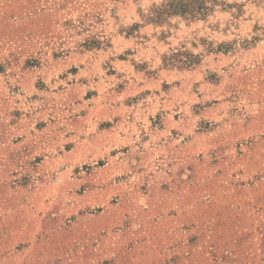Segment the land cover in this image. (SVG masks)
<instances>
[{
  "label": "rangeland",
  "instance_id": "obj_1",
  "mask_svg": "<svg viewBox=\"0 0 264 264\" xmlns=\"http://www.w3.org/2000/svg\"><path fill=\"white\" fill-rule=\"evenodd\" d=\"M171 1L0 0V264H264V0Z\"/></svg>",
  "mask_w": 264,
  "mask_h": 264
},
{
  "label": "trees",
  "instance_id": "obj_2",
  "mask_svg": "<svg viewBox=\"0 0 264 264\" xmlns=\"http://www.w3.org/2000/svg\"><path fill=\"white\" fill-rule=\"evenodd\" d=\"M202 0H179V1H171L168 5H166L165 7L169 8V9H173V11H177L175 9L178 10H182V11H187L189 8L191 9L190 11H198L203 9V7L201 6ZM155 12H157L159 15H161L162 9L159 8L157 9Z\"/></svg>",
  "mask_w": 264,
  "mask_h": 264
}]
</instances>
